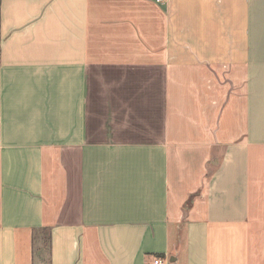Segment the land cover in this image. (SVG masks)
<instances>
[{"label":"crops","instance_id":"0c3cea01","mask_svg":"<svg viewBox=\"0 0 264 264\" xmlns=\"http://www.w3.org/2000/svg\"><path fill=\"white\" fill-rule=\"evenodd\" d=\"M154 255L264 264V0H0V264Z\"/></svg>","mask_w":264,"mask_h":264},{"label":"built area","instance_id":"2783aa9c","mask_svg":"<svg viewBox=\"0 0 264 264\" xmlns=\"http://www.w3.org/2000/svg\"><path fill=\"white\" fill-rule=\"evenodd\" d=\"M154 264H165V258L161 255H154Z\"/></svg>","mask_w":264,"mask_h":264},{"label":"trees","instance_id":"16d2710c","mask_svg":"<svg viewBox=\"0 0 264 264\" xmlns=\"http://www.w3.org/2000/svg\"><path fill=\"white\" fill-rule=\"evenodd\" d=\"M44 230H45V234H46V241L48 244L51 240V230H50V228H45Z\"/></svg>","mask_w":264,"mask_h":264}]
</instances>
